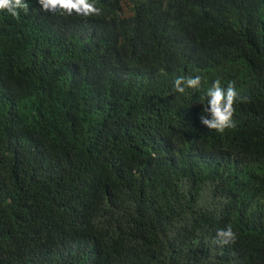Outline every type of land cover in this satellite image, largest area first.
Masks as SVG:
<instances>
[{
	"label": "trees",
	"instance_id": "1",
	"mask_svg": "<svg viewBox=\"0 0 264 264\" xmlns=\"http://www.w3.org/2000/svg\"><path fill=\"white\" fill-rule=\"evenodd\" d=\"M28 3L0 12V264H264V0Z\"/></svg>",
	"mask_w": 264,
	"mask_h": 264
},
{
	"label": "clouds",
	"instance_id": "2",
	"mask_svg": "<svg viewBox=\"0 0 264 264\" xmlns=\"http://www.w3.org/2000/svg\"><path fill=\"white\" fill-rule=\"evenodd\" d=\"M40 9L44 12L60 14L64 16L92 17L101 15V9L96 6L94 0H38ZM0 12H6L13 18H18L21 13L27 15L30 12L28 0H0ZM201 85L199 75L193 77H178L174 81L176 91L184 93L186 88L198 89ZM238 93L234 83H229L227 88L221 86L219 79L215 80L206 91L200 103L203 105L200 122L211 130L218 133L235 126L233 115ZM246 98L241 97V102ZM7 201H12V196H5ZM23 206L25 203L22 204ZM16 208H19L16 207ZM237 234L231 226L226 229H218L216 241L220 245L235 243Z\"/></svg>",
	"mask_w": 264,
	"mask_h": 264
}]
</instances>
